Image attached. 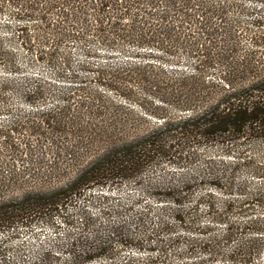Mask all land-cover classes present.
<instances>
[{"label":"trees","instance_id":"16d2710c","mask_svg":"<svg viewBox=\"0 0 264 264\" xmlns=\"http://www.w3.org/2000/svg\"><path fill=\"white\" fill-rule=\"evenodd\" d=\"M263 253L264 0H0V264Z\"/></svg>","mask_w":264,"mask_h":264},{"label":"rangeland","instance_id":"374dc122","mask_svg":"<svg viewBox=\"0 0 264 264\" xmlns=\"http://www.w3.org/2000/svg\"><path fill=\"white\" fill-rule=\"evenodd\" d=\"M49 236H54V231L50 228L43 229L39 235L30 234V232H22L20 240H23L29 244V250L27 249V254L29 256H32L35 252L34 249L36 248V245L41 242V240H44L48 238ZM8 257H13V253H8ZM222 264V263H219ZM261 264H264V253L261 257Z\"/></svg>","mask_w":264,"mask_h":264}]
</instances>
